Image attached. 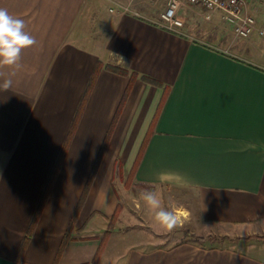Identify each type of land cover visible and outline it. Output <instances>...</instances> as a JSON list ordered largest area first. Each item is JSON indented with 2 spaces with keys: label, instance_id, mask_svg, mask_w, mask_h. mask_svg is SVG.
<instances>
[{
  "label": "crops",
  "instance_id": "obj_1",
  "mask_svg": "<svg viewBox=\"0 0 264 264\" xmlns=\"http://www.w3.org/2000/svg\"><path fill=\"white\" fill-rule=\"evenodd\" d=\"M138 3L140 17L110 10L102 16L98 0H0L36 41L18 66L0 64V85L12 81L0 89V264H15L77 119L23 254L27 264H55L133 74L59 264L94 261L101 232L94 225L105 228L120 204L116 176L124 183L137 161L134 188L194 193L196 211L170 231L158 226L159 235L188 230L240 240L135 247L106 264H264V240L248 239L264 236V44L258 33L250 41L203 43L162 28ZM248 6L254 15V3Z\"/></svg>",
  "mask_w": 264,
  "mask_h": 264
},
{
  "label": "rangeland",
  "instance_id": "obj_2",
  "mask_svg": "<svg viewBox=\"0 0 264 264\" xmlns=\"http://www.w3.org/2000/svg\"><path fill=\"white\" fill-rule=\"evenodd\" d=\"M114 1L117 0H98L97 7L102 16L108 15L109 10L115 8L116 2ZM249 2L254 3V8L257 10L253 15L248 8L249 14L256 19L257 27H259L258 22L260 26L264 27V0H250ZM138 4L139 8L142 10H149L152 12L153 16H160L164 9L163 2L158 4L139 2ZM133 9L135 10V7ZM179 15L184 22L182 30L192 34L194 38L203 43H210V39L212 40L213 37L216 39L218 37L223 38V40L227 41V44L234 41H250L253 39V36H255L254 34L258 33L257 28V31H255V33L249 38L238 40L234 38L230 26L223 23L219 15H215L212 18V21H207L203 10L199 8H192L190 6L183 7ZM262 30H264V28ZM256 40H258L257 42L264 44V35H259ZM132 183L133 181L130 178L124 180L123 183V178L121 182L118 175L116 176L114 186L120 197V204L117 205L120 207V211L112 228L113 233L105 251V261L103 264L112 262L116 257L122 258L131 248H145V246L167 247L177 243H182L181 241L186 238L194 241L198 245L206 243L208 245H212L213 243H218V245L226 247L233 246L235 245V242L240 240V238L231 239L214 236L206 241H200L198 238L200 236H197L188 230L184 231V236L179 233L180 231H174L173 235L171 234L170 236L159 235L156 231L158 224L154 219L155 214L154 212L152 214L150 213V210L142 199V193L148 190L136 189L132 186ZM156 192H158L161 196L162 207L176 214L179 218V224H183L182 222L188 219V215L185 214L186 211H196L197 209L196 202H194V193L190 190H178L162 187L157 188ZM108 219L105 228L103 227V230L99 223L94 225V231L101 230L99 244L105 231L108 229ZM225 239L227 241H225Z\"/></svg>",
  "mask_w": 264,
  "mask_h": 264
},
{
  "label": "built area",
  "instance_id": "obj_3",
  "mask_svg": "<svg viewBox=\"0 0 264 264\" xmlns=\"http://www.w3.org/2000/svg\"><path fill=\"white\" fill-rule=\"evenodd\" d=\"M135 2L151 4L164 3V9L159 16L157 24L171 32H180L184 22L180 18V11L185 6L199 8L205 12V19L212 21L215 15H219L221 21L230 26L235 39L242 40L252 36L257 31V21L248 12L247 0H130L127 4H116L110 9L113 14H140L133 9ZM259 35H264V30L258 29Z\"/></svg>",
  "mask_w": 264,
  "mask_h": 264
},
{
  "label": "trees",
  "instance_id": "obj_4",
  "mask_svg": "<svg viewBox=\"0 0 264 264\" xmlns=\"http://www.w3.org/2000/svg\"><path fill=\"white\" fill-rule=\"evenodd\" d=\"M100 68H101V66L98 67V70L95 72L94 77H95V75H97V73L100 70ZM107 69L109 71L115 73V74L122 75V76H127V74H128L125 70H123L121 68H117V67L107 66ZM136 77H137L136 74H133V75L130 76V83H129L128 88L126 90L124 99H123V101L121 103V106H120L118 112L116 113L115 119L113 121V126H112V128H111V130L109 132V135L106 137V140L104 142L103 148H101L100 154L98 156V159H97L96 164L94 166V169L92 171V174L90 176V179L87 182V185L85 187L84 193H83V195L81 197V200H80V202H79V204H78V206L76 208V211H75V213L73 215L72 221H71V223H70V225H69V227H68V229H67V231H66V233L64 235L63 242H62L61 247L59 249V252H58V255H57L55 264H59V260L61 258L62 253L64 252L65 247L67 246V244L70 241L74 240L73 234L76 231L75 228H76V224H77V221H78L80 212H81V210L83 208V205H84V203L86 201L87 195H88V193L90 191L91 185H92V183L94 181V178L97 175V172L99 170V167L101 165V162H102V160L104 158L105 152L107 150V146H108V144H109V142L111 140V135L113 133V128H114V126L118 122V119H119L120 114H121V111H122L123 104L125 103V100L127 99V96L129 95V93H130V91L132 89V86H133L134 81L136 80ZM143 80L145 82L149 83V84H155L156 83V82H154L153 80H151V79H149L147 77H144ZM76 124H77V119L75 120L74 126L72 127L71 132H70V134H69V136H68V138L66 140L65 146H64V148H63V150L61 152V155H60V157L58 159L57 165H56V167H55V169L53 171V174H52V176L50 178V181L48 183V186H47V188L45 190V193H44L42 202H41L39 208L36 211L35 217L33 219V222L31 224L29 230L26 233V236L24 238V242L22 244V247L20 249V252L18 254V257L16 259L15 264H27V263L23 262V254H24V252H25L28 244L30 243V241H31V239L33 237L36 224H37V222L39 220V217L41 216V213H42V209H43L44 202L46 201V199H47V197H48V195L50 193V190L52 188V185H53V183H54V181L56 179L58 170H59V168H60V166H61V164H62V162H63V160L65 158V155H66V152H67V149H68L69 142H70V140H71V138H72V136L74 134V130H75ZM140 153H142V152H140ZM137 163H138V161L136 162L135 167L133 168V170L131 172V175L129 177L130 179L133 178L134 170H135V168L137 166ZM117 166L120 167V170H121L122 164L120 162H117ZM119 211H120V207L117 206V209H116L115 213L112 215L111 218L108 219L109 220V222H108V229L105 231V233H104V235H103V237H102V239L100 241V244H99V247H98L96 256L94 258V261L92 262L93 264H96V263L99 262L101 256L103 255L104 251L106 250V247L108 245V242L110 240V237L112 236V233H113L112 232V228H113L114 223L116 222V220H117V218L119 216ZM198 238H199L200 241H206L207 239H209L211 237H202V238L198 237ZM248 239L264 240V236H255V237L248 238ZM92 263H89V264H92Z\"/></svg>",
  "mask_w": 264,
  "mask_h": 264
},
{
  "label": "clouds",
  "instance_id": "obj_5",
  "mask_svg": "<svg viewBox=\"0 0 264 264\" xmlns=\"http://www.w3.org/2000/svg\"><path fill=\"white\" fill-rule=\"evenodd\" d=\"M25 22L14 18L7 9L0 8V64L17 65L23 49L34 45L35 39L25 31ZM12 86L10 79L4 80L0 89L8 90ZM142 199L149 210L154 212L158 226L165 231L172 230L178 223V216L162 207L161 196L156 191H145Z\"/></svg>",
  "mask_w": 264,
  "mask_h": 264
}]
</instances>
